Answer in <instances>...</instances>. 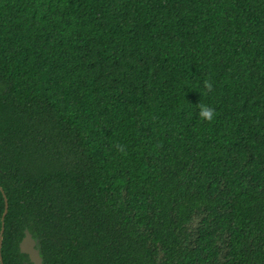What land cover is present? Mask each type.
Masks as SVG:
<instances>
[{"label":"trees","instance_id":"trees-1","mask_svg":"<svg viewBox=\"0 0 264 264\" xmlns=\"http://www.w3.org/2000/svg\"><path fill=\"white\" fill-rule=\"evenodd\" d=\"M0 189L3 264H264V0H0Z\"/></svg>","mask_w":264,"mask_h":264},{"label":"water","instance_id":"water-1","mask_svg":"<svg viewBox=\"0 0 264 264\" xmlns=\"http://www.w3.org/2000/svg\"><path fill=\"white\" fill-rule=\"evenodd\" d=\"M2 195H3L4 207L0 218L1 219L0 248H1L2 232H3V218L7 211V206H8L7 198L3 192ZM34 245H35V240L32 238L30 232L27 229H24L23 236L18 243L19 251L21 253H26L32 264H41L42 258L39 255V250ZM0 264H3L1 253H0Z\"/></svg>","mask_w":264,"mask_h":264},{"label":"clouds","instance_id":"clouds-1","mask_svg":"<svg viewBox=\"0 0 264 264\" xmlns=\"http://www.w3.org/2000/svg\"><path fill=\"white\" fill-rule=\"evenodd\" d=\"M204 87L206 89H211L212 85L210 82L206 80L204 82ZM197 108H198V111L196 115L199 120L211 122L214 119L216 113L213 107L209 106L208 104H198ZM117 150L123 151V146L117 145Z\"/></svg>","mask_w":264,"mask_h":264},{"label":"flooded vegetation","instance_id":"flooded-vegetation-1","mask_svg":"<svg viewBox=\"0 0 264 264\" xmlns=\"http://www.w3.org/2000/svg\"><path fill=\"white\" fill-rule=\"evenodd\" d=\"M24 231V230H23ZM32 236V235H31ZM22 238V237H21ZM33 238V237H32ZM34 240H35V247L39 250V248H38V246H37V239H35V238H33ZM19 243V242H18ZM18 249H19V247H18ZM20 252V251H19ZM21 253V252H20ZM22 254H24L25 255V257H26V260H23V264H32L31 263V261H30V259H29V257H28V255L26 254V253H22ZM39 255H40V252H39ZM41 257V256H40Z\"/></svg>","mask_w":264,"mask_h":264}]
</instances>
